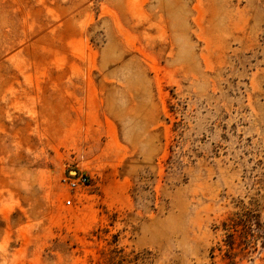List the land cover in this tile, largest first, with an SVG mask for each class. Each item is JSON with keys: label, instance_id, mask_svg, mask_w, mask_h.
<instances>
[{"label": "rangeland", "instance_id": "1", "mask_svg": "<svg viewBox=\"0 0 264 264\" xmlns=\"http://www.w3.org/2000/svg\"><path fill=\"white\" fill-rule=\"evenodd\" d=\"M0 51V264H264V0H0Z\"/></svg>", "mask_w": 264, "mask_h": 264}, {"label": "built area", "instance_id": "2", "mask_svg": "<svg viewBox=\"0 0 264 264\" xmlns=\"http://www.w3.org/2000/svg\"><path fill=\"white\" fill-rule=\"evenodd\" d=\"M72 186L75 187L77 184H82V185H85L86 184V179L85 178H82V177H78L77 178V182L75 181H72ZM70 202V201H69Z\"/></svg>", "mask_w": 264, "mask_h": 264}, {"label": "crops", "instance_id": "3", "mask_svg": "<svg viewBox=\"0 0 264 264\" xmlns=\"http://www.w3.org/2000/svg\"><path fill=\"white\" fill-rule=\"evenodd\" d=\"M3 53L0 51V68L4 64V60L2 59Z\"/></svg>", "mask_w": 264, "mask_h": 264}]
</instances>
